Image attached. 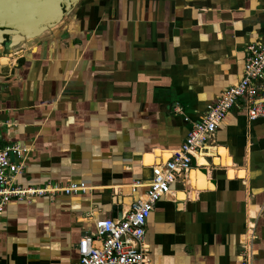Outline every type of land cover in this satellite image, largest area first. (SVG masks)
Masks as SVG:
<instances>
[{"label":"crops","instance_id":"obj_1","mask_svg":"<svg viewBox=\"0 0 264 264\" xmlns=\"http://www.w3.org/2000/svg\"><path fill=\"white\" fill-rule=\"evenodd\" d=\"M263 41L264 0H84L40 39L0 43L15 184L86 187L9 204L0 264H79L80 240L130 211ZM192 167L147 221L148 264H264V118L238 104Z\"/></svg>","mask_w":264,"mask_h":264},{"label":"built area","instance_id":"obj_2","mask_svg":"<svg viewBox=\"0 0 264 264\" xmlns=\"http://www.w3.org/2000/svg\"><path fill=\"white\" fill-rule=\"evenodd\" d=\"M241 102L250 121L264 118V41L247 48L243 77L222 93L202 121L192 125L180 150L165 163L153 167L147 192L131 205L130 211L121 220L97 221L94 232L80 240L79 264H148L145 236L150 215L158 202L171 195V186L188 175L193 159H200L208 150L229 112ZM24 153V149L15 145L0 147V219L11 203H30L37 198L72 196L86 191L84 185L70 181L43 187L16 185V178L24 168L16 160H22ZM247 258L243 264H250V255Z\"/></svg>","mask_w":264,"mask_h":264},{"label":"water","instance_id":"obj_3","mask_svg":"<svg viewBox=\"0 0 264 264\" xmlns=\"http://www.w3.org/2000/svg\"><path fill=\"white\" fill-rule=\"evenodd\" d=\"M84 0H0V43L17 50L60 26Z\"/></svg>","mask_w":264,"mask_h":264}]
</instances>
